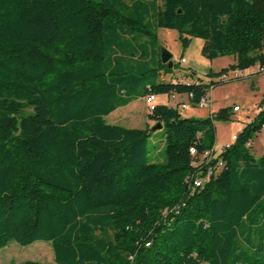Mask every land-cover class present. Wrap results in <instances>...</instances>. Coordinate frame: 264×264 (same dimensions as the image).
<instances>
[{
  "label": "trees",
  "instance_id": "obj_1",
  "mask_svg": "<svg viewBox=\"0 0 264 264\" xmlns=\"http://www.w3.org/2000/svg\"><path fill=\"white\" fill-rule=\"evenodd\" d=\"M158 28L184 48L201 38L210 60L235 57L210 77L264 63V0H0V250L45 241L56 264H264V154L251 143L264 106L194 188L232 107L195 117L155 104L162 161L149 127L105 121L149 94L194 105L242 78L164 79Z\"/></svg>",
  "mask_w": 264,
  "mask_h": 264
},
{
  "label": "rangeland",
  "instance_id": "obj_2",
  "mask_svg": "<svg viewBox=\"0 0 264 264\" xmlns=\"http://www.w3.org/2000/svg\"><path fill=\"white\" fill-rule=\"evenodd\" d=\"M156 1L161 3V0ZM157 38V42L155 43L157 51L160 53L163 48L172 55V73L163 76L166 80L181 81L184 79L183 72L190 70L193 72L192 76L194 78H199L208 83L211 80L208 75L210 70L219 69L221 66L227 65L228 62L234 61V56L232 55L222 56L212 60L202 56L200 52L201 48L199 47L203 43L201 38H193L186 48L182 47L175 29L158 28ZM182 57L185 59V62L180 61ZM212 77L217 78V76ZM257 77L261 78L259 80V86L262 89V86H264V74ZM252 79L254 78L246 76L243 79L215 86L208 93L212 98L210 108H198L188 102L187 109L181 110L185 115L193 113L203 115L211 108L215 110L225 106L233 108L235 104L240 107L239 111H232L230 119L214 121L216 134L214 144L215 153L223 148L224 143L231 139L233 133L236 135L235 132L240 128L241 119L245 118L247 108H251V105L258 98L257 96H261V93L252 92L249 86V81ZM157 101L175 105V101H171L167 96L163 95L159 96ZM149 110L145 97H142L133 100L125 106L116 108L105 116V121L110 124H119L125 127H149L151 131V142L157 144V149L152 152V157L155 161H162L164 160L162 150L164 146V131L160 127L155 126L156 122L147 119ZM252 151L256 157L264 153V132L260 131L253 138ZM27 260L36 261L41 264H56L53 260L51 245L45 241H35L26 246H22L15 241H10L0 250V264H23Z\"/></svg>",
  "mask_w": 264,
  "mask_h": 264
},
{
  "label": "built area",
  "instance_id": "obj_3",
  "mask_svg": "<svg viewBox=\"0 0 264 264\" xmlns=\"http://www.w3.org/2000/svg\"><path fill=\"white\" fill-rule=\"evenodd\" d=\"M180 61L185 62V59L182 57ZM257 72L264 73V63L257 65ZM242 76H243V69L236 68V69L227 71L225 73H222L219 77H217L215 81H226L229 79H237ZM195 82L199 83L198 80H195ZM211 90L212 88H210V91ZM175 95H177V93H174L172 95H166V96L169 98V100L175 101L174 107H177L180 111L187 109L189 101L188 102L178 101L175 98ZM155 96L156 95H152V94L145 96L146 103L148 104L150 110H152L154 105L156 104ZM188 100H189V96H188ZM211 103H212V99L210 97V94L207 93L206 95L202 96L196 104L194 105L192 104V105L198 108H206V107L210 108ZM238 109H239L238 105L233 106L234 111ZM262 129H264V126ZM234 138H235V135H232V139ZM199 163H204L205 167L201 172H198L197 174H192L190 176L189 182L193 188L201 187L206 179L216 174L223 167V161L219 157H217L214 151H209L204 156H199L197 164Z\"/></svg>",
  "mask_w": 264,
  "mask_h": 264
},
{
  "label": "crops",
  "instance_id": "obj_4",
  "mask_svg": "<svg viewBox=\"0 0 264 264\" xmlns=\"http://www.w3.org/2000/svg\"><path fill=\"white\" fill-rule=\"evenodd\" d=\"M127 1H129V0H127ZM160 4V3H159ZM196 38V37H195ZM193 39V38H192ZM192 39H191V41H192ZM191 41H190V43H191ZM203 42V41H202ZM189 43V44H190ZM200 44V43H199ZM202 44L203 43H201L200 45H199V47L201 48L202 47ZM201 50V49H200ZM261 52L264 54V47H263V49L261 50ZM235 62V57H234V61H232V62H228V64L227 65H224V66H221L219 69H216V70H211V71H213V72H217V71H219L221 68H224V67H227L229 64H232V63H234ZM259 63H256V64H254L253 66H250V67H248V68H246V69H243V76H242V78L241 79H243L244 77H252V78H254V79H252V80H250L249 81V86H250V88L252 89V92L253 93H258V94H260L261 93V96H257L258 98H257V100L253 103V105H251V108H247V110H246V115H245V118H243V119H241V126H240V128H238L237 130H236V134L243 128V126L247 123V122H249L254 116H255V114L258 112V110H259V107L260 106H264V86H262V89L260 88V86H259V80L261 79L260 77L258 78L257 76H259V75H263L264 73H259V72H257V65H258ZM192 73L193 72H191L190 70H187V71H184L183 72V78L187 81V82H193L194 81V76H192ZM257 78V79H256ZM210 79L211 80H216L217 78H215V77H210ZM256 79V80H255ZM174 81V80H173ZM210 81V80H209ZM235 81V80H234ZM202 82H204V83H207V81H203L202 80ZM214 88H212V90H213ZM166 96L165 94H158V95H156L155 96V103L156 104H167V103H165V102H162V101H157V98L159 97V96ZM175 98L178 100V101H183V102H188L189 100H188V96H187V94H177V95H175ZM212 99V98H211ZM167 105H169V106H174V104H167ZM235 105H237V104H235ZM240 110V107H239V109L238 110H236L235 112H237V111H239ZM216 110L215 109H213V108H211L210 110H208L207 111V113H205V114H196V113H193V114H183L182 113V111H180L181 112V115L182 116H195V117H205V116H208V115H210L211 113H213V112H215ZM237 119H238V117H236ZM240 120V119H239ZM261 132H264V129H262L261 130ZM232 135H234V133L232 134ZM232 135H231V139L230 140H228V141H226L225 143H224V146H226V145H229L233 140H232ZM252 143V145H253V141L251 142ZM223 146V147H224ZM213 151H214V147H213ZM221 150H219L217 153H215V154H218L219 152H220ZM254 154V153H253ZM262 154H264V153H262ZM262 154H260L258 157H260ZM255 156V155H254ZM258 157H256L255 156V158H258Z\"/></svg>",
  "mask_w": 264,
  "mask_h": 264
},
{
  "label": "water",
  "instance_id": "obj_5",
  "mask_svg": "<svg viewBox=\"0 0 264 264\" xmlns=\"http://www.w3.org/2000/svg\"><path fill=\"white\" fill-rule=\"evenodd\" d=\"M171 53H169V51H167L166 49H161V59L163 63H167L169 66H172V62H171ZM156 127H161V123L157 122Z\"/></svg>",
  "mask_w": 264,
  "mask_h": 264
}]
</instances>
